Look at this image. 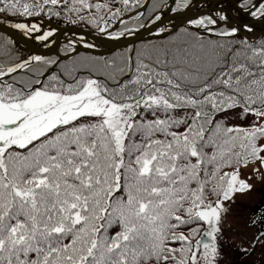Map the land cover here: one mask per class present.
Returning <instances> with one entry per match:
<instances>
[{"label":"snow or ice","instance_id":"snow-or-ice-1","mask_svg":"<svg viewBox=\"0 0 264 264\" xmlns=\"http://www.w3.org/2000/svg\"><path fill=\"white\" fill-rule=\"evenodd\" d=\"M116 2L0 0V25L50 42L43 19L62 18L119 39L191 4L141 23L151 0ZM234 6L264 25V0ZM228 21L157 24L162 42L110 58L75 42L66 60L23 57L0 37V264H219L227 202L252 190L242 169L264 170V34Z\"/></svg>","mask_w":264,"mask_h":264},{"label":"rangeland","instance_id":"rangeland-1","mask_svg":"<svg viewBox=\"0 0 264 264\" xmlns=\"http://www.w3.org/2000/svg\"><path fill=\"white\" fill-rule=\"evenodd\" d=\"M236 3H238V0L221 1L216 12L221 8L226 9L229 18L235 17L242 22L240 23L241 27L247 24L250 25L254 31H261L264 29V25L261 26V23L254 22L250 16L240 12L234 6ZM209 4V1H202L199 3L198 9H206ZM167 12L168 10L166 8L163 9L160 14L163 16ZM35 19H37V21L39 20V18ZM180 20V18H175L164 26L171 27L172 24L178 23ZM60 26L65 25H57L43 19L42 27H44L45 30L49 28L55 29V35L50 38V42H42L45 45L47 44L46 48L51 49L57 45L56 33ZM100 34L109 37L106 34ZM37 35L39 34L33 33L29 37L36 40L35 36ZM67 41L75 42L76 48L88 43L93 44L96 48H104L103 45L82 36L67 35L65 42ZM242 178L246 179L248 183L252 185V190L244 194H237L234 201L227 202L228 212L224 216L223 235L220 238L222 256L219 264H264V245L257 242V237L262 231L263 225H255L256 212L264 204V170H261L260 173H254L250 166L249 168L242 169ZM253 245H255V247H253ZM242 249H247V254L243 252Z\"/></svg>","mask_w":264,"mask_h":264},{"label":"water","instance_id":"water-1","mask_svg":"<svg viewBox=\"0 0 264 264\" xmlns=\"http://www.w3.org/2000/svg\"><path fill=\"white\" fill-rule=\"evenodd\" d=\"M200 1H209L210 4L206 9H196L194 8V6H191L188 9H185L182 14L167 12L165 15L161 16V21H157L156 24H149L147 28L139 29V31L136 32L135 35L125 36L119 39H112L105 35L96 34L93 31L84 28L60 26L58 27V31L56 33L57 45L54 48L48 49L46 48L44 43L38 42L30 38L29 36H26L19 30L9 27L7 23L0 25V31L10 36L19 45H21L22 47H24L25 49L29 50L30 52L36 55H41V56L58 55L61 59H67L65 57V54L61 52V48L65 42V38L67 35L82 36L104 46V48H96V47L87 48L85 46H81L76 48L77 52L84 50V51L94 52L97 54H106L114 50L129 46L142 39L155 36L154 31L156 30L157 24L163 27L165 24L173 20V19H169V17L171 16L180 18L181 20L178 23H181V21L186 20L188 18L195 19L199 16L206 14L215 15V10L217 9V5L224 0H200ZM232 21L233 22L228 21V24L235 25V23H242L237 19H233ZM262 32H264V30L259 31L257 33H262ZM255 34L256 33H254V35Z\"/></svg>","mask_w":264,"mask_h":264},{"label":"trees","instance_id":"trees-1","mask_svg":"<svg viewBox=\"0 0 264 264\" xmlns=\"http://www.w3.org/2000/svg\"><path fill=\"white\" fill-rule=\"evenodd\" d=\"M100 2H103V0H100ZM143 2V0H142ZM164 0H160V3L157 2V0H151V3L150 4H146L145 8H147L148 10L145 11V8H140L138 9V11H141V12H144L145 15L144 17L141 19V23H147L148 22V18L151 17L153 15V6L159 8L161 6V4H163ZM193 0H191V4H192ZM167 3L170 4V0H167ZM190 4V5H191ZM119 6V3H118V0L116 3H113L112 7L115 8V7H118ZM167 7L165 6L163 9H166ZM208 15V14H206ZM129 16H135V12H132V13H126L125 14V20H128V17ZM6 20H12L14 18L12 17H5ZM34 21H37V19L33 18ZM45 20H48L47 18H44ZM49 21V20H48ZM51 22L57 24V25H65V26H71V27H81V28H84V29H87V30H91L93 31L94 33L96 34H100V32L95 29L94 27L88 25V24H83V23H77L75 25L71 24V23H68L65 19H62V18H54L51 20ZM129 24L132 26V27H136V23L135 21H132V20H129ZM229 27H235L234 25H229ZM118 28H122L123 25H118L117 26ZM187 27L186 24H181V28H185ZM142 29V28H140ZM114 30V29H113ZM264 34V32L262 33ZM243 36H248L249 39H260L261 37L260 36H257V35H246L244 33H241V38ZM0 37H3V39L5 41H11L12 42V47L15 49V52L17 55L19 56H23V57H28V56H31V55H36V54H33L32 52H30L29 50L25 49L24 47H22L21 45H19L16 41H14L10 36H8L7 34L3 33L0 31ZM163 40V37H158V36H152V37H148V38H145V39H142L140 41H137L136 43H133L129 46H126L124 48H120V49H117V50H114L112 52H109V53H106V54H97V53H94V52H89V51H80L79 54H80V57H84V56H94V57H98V58H110L112 57L113 55L115 54H118V53H123L125 52L129 47H135V48H139L140 46L144 45L145 43L151 41L153 43H160L162 42ZM70 42H64L62 48H61V52L63 54H65V49H66V46L69 44ZM74 58H79V57H75V55H73ZM46 58H57L59 57L58 55H48V56H44ZM66 60V59H65ZM230 123H240L239 120H231Z\"/></svg>","mask_w":264,"mask_h":264},{"label":"flooded vegetation","instance_id":"flooded-vegetation-1","mask_svg":"<svg viewBox=\"0 0 264 264\" xmlns=\"http://www.w3.org/2000/svg\"><path fill=\"white\" fill-rule=\"evenodd\" d=\"M262 224V231H264V204L258 209L256 212V219H255V225Z\"/></svg>","mask_w":264,"mask_h":264},{"label":"built area","instance_id":"built-area-1","mask_svg":"<svg viewBox=\"0 0 264 264\" xmlns=\"http://www.w3.org/2000/svg\"><path fill=\"white\" fill-rule=\"evenodd\" d=\"M199 1H196L195 2V4L193 5L194 6V8H198V6H199ZM233 19H237V18H235V17H231V18H229V21H232ZM237 20H239V19H237ZM253 20V19H252ZM240 21V20H239ZM241 22V21H240ZM236 24V26H238L239 28H243V27H241L240 26V23H235ZM258 25V24H257ZM261 26H263V25H261ZM237 27V28H238ZM260 30H255L253 33H251V34H254V33H257V32H259ZM246 34H250V33H247V32H245Z\"/></svg>","mask_w":264,"mask_h":264},{"label":"bare ground","instance_id":"bare-ground-1","mask_svg":"<svg viewBox=\"0 0 264 264\" xmlns=\"http://www.w3.org/2000/svg\"><path fill=\"white\" fill-rule=\"evenodd\" d=\"M196 9H198V8H196ZM230 22H233V21H230Z\"/></svg>","mask_w":264,"mask_h":264}]
</instances>
